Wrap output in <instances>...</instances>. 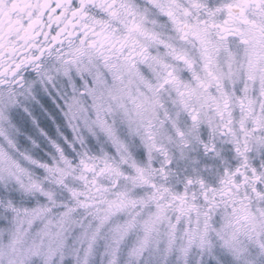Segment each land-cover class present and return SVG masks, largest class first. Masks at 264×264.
<instances>
[{
  "label": "snow or ice",
  "instance_id": "1",
  "mask_svg": "<svg viewBox=\"0 0 264 264\" xmlns=\"http://www.w3.org/2000/svg\"><path fill=\"white\" fill-rule=\"evenodd\" d=\"M0 264H264V0H0Z\"/></svg>",
  "mask_w": 264,
  "mask_h": 264
}]
</instances>
